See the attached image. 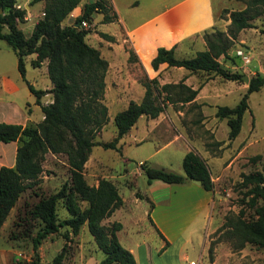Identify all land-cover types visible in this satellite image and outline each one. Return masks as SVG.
Returning a JSON list of instances; mask_svg holds the SVG:
<instances>
[{"label": "trees", "instance_id": "1", "mask_svg": "<svg viewBox=\"0 0 264 264\" xmlns=\"http://www.w3.org/2000/svg\"><path fill=\"white\" fill-rule=\"evenodd\" d=\"M32 1L35 0H29V3ZM78 1L44 0L42 15L34 20L29 34L25 35L18 26L23 20L24 8L16 6L15 0H0V38L14 52L16 68L42 112V118L36 122L21 124L0 121V141H17L14 164L0 166V226L19 195L39 182L45 152H62L66 157L69 181L63 182L54 192L40 197L28 208L29 214L38 217L41 224L31 237L32 258L26 264L39 263L37 246L40 240L56 231L58 226L65 225L75 233L84 222L97 247L104 253L97 264H135L132 253L117 239L116 231L121 227V222H101L122 203L117 187L104 176L98 177L95 184L87 183L83 175L84 162L93 145L119 148L118 139L139 115L156 116L163 109L164 101H189L194 98L198 86L191 88L181 79L159 83L155 76L148 77L144 73L138 78L143 87L140 99H129L112 116L115 126L113 137L107 141L96 140L95 135L108 119L107 107L102 101L107 60L97 47L85 40L88 29L80 26V20L99 12L100 22H107L113 20L115 14L110 12L109 0H87L82 3L74 22L62 24V19ZM263 10L264 0H246L242 8H223L228 19L226 31L217 28L204 30L205 48L196 50L190 56L179 57L174 54V45L157 46L150 64L155 69L159 63L166 62L167 65L182 66L190 72L211 71L227 79H240L242 74L227 70L218 56L225 55L236 32L251 26L250 19ZM98 34L108 40L113 37L104 31ZM127 51V60H131L135 54L131 48H127ZM29 53H34L29 61L32 66H39L42 60H46V73L51 82L48 91L52 94L51 101L47 103L39 101L45 90L35 88L24 78V56ZM261 86H264V72H256L247 78L245 90L233 105L216 106L215 115L226 120L228 139H232L240 129L249 92ZM248 159L259 160L260 167L241 172L238 184L245 189L243 195L247 196L249 205L254 206L256 216L244 219L243 211L239 209L233 216H225L219 227L234 247L242 246L245 241L264 247V202L255 205L258 198H264V151L250 155ZM181 167L183 174L139 162L147 183L152 179L167 183L193 179L203 188L212 189L207 165L195 151L189 149L183 153ZM59 200H62L68 213L61 218L56 214ZM80 201L85 204L81 206ZM147 218L150 221L148 212ZM60 256V253L55 254L51 264H59Z\"/></svg>", "mask_w": 264, "mask_h": 264}, {"label": "rangeland", "instance_id": "2", "mask_svg": "<svg viewBox=\"0 0 264 264\" xmlns=\"http://www.w3.org/2000/svg\"><path fill=\"white\" fill-rule=\"evenodd\" d=\"M85 1L87 0H79L65 15L61 23L74 22ZM112 1L121 12H125L128 22L131 23L172 0H136V6L128 5L132 0ZM15 3L16 6L23 7L25 10L23 20L18 23V26L25 35H28L34 20L42 15L44 0H35L31 3L29 0H15ZM245 4L246 0H211L217 21L216 24L205 30L217 28L226 31L228 19L227 12L223 11V8L228 10L242 8ZM100 18L101 13L93 12L89 18L85 19L87 27L84 28L88 29L85 40L89 44L99 47L97 49L101 56L111 57L121 52L120 47L106 42L105 38L101 36L102 39H98L99 41H96V38L99 36L100 30H112L114 26H117V23L116 21L101 23ZM250 22L251 26L243 27L236 32L225 55L218 56V60L227 70L238 71L242 75H246L247 78L256 72H264V10L251 18ZM116 34L118 38L116 42H122L123 47L127 49V41L122 40L124 34L118 29ZM113 39L115 38L112 37L110 40ZM237 47L243 48L250 57L247 63H244L234 53V49ZM188 52L191 53L192 50H188ZM32 56L33 54H28L25 57L26 76L29 79H32L35 72H37L36 77L39 78V70H41L30 65L29 58ZM115 59L119 61V58ZM15 63L14 52L5 40L0 38V71L7 73L9 77L16 78L15 81L23 89L24 85L18 78ZM124 66L123 63L120 66L118 62H113L110 71L111 78L113 71H125ZM127 66L129 72H132L135 77L139 78L143 75V69L139 62L132 60ZM40 67L45 70L44 63ZM194 73L193 78L196 80L194 87L198 86L194 98L185 102H162L163 109L158 114L162 117L161 121L163 122L155 124V127L165 128L166 132L185 131L189 136L197 134L210 154L219 155L221 150L217 145L212 144L214 141H211L213 131L203 127L199 120L203 117L212 120L210 118L216 116L215 109L218 104L233 105L245 90L247 81H244L242 76L240 79H227L211 71H196ZM21 93L22 90L13 92L12 95L21 99ZM141 95L142 93L133 88L124 92L108 88L103 96L108 119L95 135V139L99 141L111 139L115 134L112 120L114 112L123 108L129 97L139 100ZM115 97L119 100H114ZM158 98L160 99L161 96L159 95ZM247 104L248 106L241 117L240 129L232 138L233 142L237 143L236 148L235 144L232 145L229 141L228 152L235 148L233 153H230L224 161L221 170L217 173L212 172L213 177L218 175L217 179L214 178L212 188L215 190L211 205L213 222L212 224L206 222L200 229L197 225L191 239L184 245L186 248H178V239H174L169 244L166 252L169 259L174 262L176 258L177 262L181 264H188L189 259H193L198 264H264V247L247 241L240 247H234L230 239L222 234V229L219 227L225 216H233L239 209H242L244 219L256 216L254 206L249 205L247 196L243 195L245 189L238 184V181L241 172L260 167L259 160L251 161L248 157L264 151V86L249 92ZM34 114L36 117L40 116V106L34 110ZM146 120L149 122L150 119L143 114L137 117L136 129L133 128L137 135L145 131V125H148ZM219 120L225 127L224 131H227L228 126L225 118L219 117ZM214 131L217 136L221 135L222 130L219 127ZM127 136L120 138V145L119 142L117 143L119 148L102 147L100 144L93 145L84 162L83 175L87 183L94 184L98 177L107 176L116 185L122 203L113 210L110 216L102 218L101 222L108 224L113 220H119L124 224L121 230H117L116 235L119 243L126 248L128 240L132 243L134 241L141 242L145 248L153 249L155 260L162 261L163 256L160 257L161 250L158 248L161 243L160 236L151 226L147 214H145L147 205L149 206L148 198L144 194L148 193V185L144 173L139 168L138 159L144 160V155L154 151L152 156L146 159L147 163L183 174L180 153L184 149V145L180 140L166 142L167 139L163 140V138L132 143ZM233 155L236 156L233 157ZM41 163L43 171L39 182L32 188H26L20 194L11 215L6 219L4 230L10 236L8 238L14 250L12 259L15 264H26L32 258L31 237L41 224L38 217H32L29 214L28 208L40 197L54 192L63 182L69 181L64 153L47 151ZM263 202L264 198H258L255 205ZM84 204L85 202L80 201L81 206ZM56 214L58 218L68 215L62 200L57 202ZM207 226L211 229H205ZM202 239H204L205 246H202ZM209 246L210 251H208ZM37 252L38 264H51L52 258L57 253L61 254L59 264H97L104 255L88 232L85 222L78 227L75 233H72L65 225L58 226L56 231L47 234L40 240ZM182 253H186L187 257L182 258Z\"/></svg>", "mask_w": 264, "mask_h": 264}, {"label": "crops", "instance_id": "3", "mask_svg": "<svg viewBox=\"0 0 264 264\" xmlns=\"http://www.w3.org/2000/svg\"><path fill=\"white\" fill-rule=\"evenodd\" d=\"M135 2L137 1L132 0L128 5L134 4L133 6H136L137 3ZM109 5L110 12H114L115 17L113 20L107 22L116 21L117 26H114L112 30L100 31L112 35L115 39H105V41L120 47L121 52H118V54L112 55L111 57L103 55L107 60V68L103 77V96H105L108 88L121 92L129 91L133 88L136 91H139V93H142V85L139 83L138 78L132 75V72H129L127 66L132 60L133 62H139L141 64L143 74L145 73L148 77L155 76L159 83L177 82L181 79L183 83L194 88L196 81L193 78L195 74L194 72H190L182 66L167 65L166 62L159 63L154 69L150 64V59L154 55L157 46L169 47L174 45V54H177L176 56L179 57L190 56L196 50L205 48V41L202 32L216 24L217 21L215 13L213 12L211 0H172L167 4L156 8L151 13L135 19L131 23L128 22L125 12H121L114 1L109 0ZM117 29L124 34L122 40L127 41L128 48H131L135 54L131 60H127L128 51L123 47L122 42H116L118 39L116 36ZM98 39H102L100 35L97 36L96 41H99ZM97 48L99 49V47ZM188 50H192V52L189 53ZM185 52H187L186 55H184ZM29 54H33V56L29 58L30 61V59L34 57V53ZM27 55L28 54L24 56V68L25 57ZM115 58H119V61ZM113 62H118L120 66L123 63L126 70L113 71V77L111 78L110 71ZM42 63L45 64V70H42L40 67ZM40 65H31L32 67L41 69L39 70V78L36 77L37 72L33 74L32 79L27 78L26 68L24 71V78L35 88L47 90L39 97L40 103H47L51 101L52 94L48 91L51 87V82L46 73V60H42ZM17 75L24 85L23 89H21L20 85L15 81L16 78L9 77L7 73L0 71V121L21 124L36 122L42 118L41 110L39 117H36L34 114V110L39 107V104L35 102L34 95L28 90L26 83L20 76L18 70ZM20 90H22V96L21 99H19V97L18 100L12 95V93ZM129 99L136 100L129 97L126 102H128ZM114 100H119V98L117 99L115 97ZM146 117L150 120L149 122L146 120L148 125H145L144 132L137 135L135 131H133V128L136 129L135 120L120 138L128 135L127 137L132 143H138L143 140H154L157 138H163V140L167 139L166 142L180 140L184 145V149L180 153V158H182L183 153L189 149L195 151L205 161L212 183L214 178L217 179L218 177V175L213 177L212 172L217 173L221 170L222 164L229 157L230 153H233V150L237 145V143L235 144V142H233V139H227V131H224L225 127L217 116L210 118L212 120L203 117L199 120V123H202V126L205 128H210L211 132L213 131L211 141H214L212 144L217 145L221 150L219 155L210 154L203 146L199 137H197V134L189 136L185 131L166 132V130H164L165 128L155 127V124L163 122L161 121L162 117L159 116V114L153 117ZM218 127L222 132H220L221 135L217 136L214 129H217ZM165 134L166 136H164ZM169 134L170 136H168ZM120 138L117 143L120 141ZM229 141L232 145L235 144V148L231 152H228ZM120 143L121 142H119V145ZM16 144V140L0 141V166H12L14 164ZM153 153L154 151L149 152L143 156L144 160L139 158L138 161H144L147 163L146 159L152 156ZM236 155H233V157ZM147 164L150 165L149 163ZM96 181L97 179H95V183ZM147 185L148 193L144 194L147 196L150 205H147L145 214L148 212L151 226L154 229H157L163 237L162 238L158 234L161 242L158 248L161 250L160 257L163 256L162 261L155 260L153 249L145 248L142 246L143 244L141 242L134 241L132 243V241L128 240L126 248L132 253L135 264H181L177 262L176 258L175 262L169 259L168 253L166 252L168 246L174 239H178V248L184 249L186 248V246H184L185 243L191 239V235L196 231L197 225L200 229L206 224V222L212 224L214 216L211 213V205L215 190L205 189L197 180L193 179H186L181 183H167L160 179H152ZM19 198L20 195L15 203ZM14 205L10 208L0 226V264H15L12 259L14 250L9 241L7 231L4 230L7 223L6 219L11 215ZM195 223L197 224L194 225ZM123 227L124 224L121 222V227L118 230H121ZM208 228L211 229L209 226L205 229ZM164 239L166 240V243H164ZM202 246H205L204 239H202ZM181 257L186 258L187 254L182 253ZM190 261L193 263H190ZM188 264L198 263L193 259H189Z\"/></svg>", "mask_w": 264, "mask_h": 264}, {"label": "built area", "instance_id": "4", "mask_svg": "<svg viewBox=\"0 0 264 264\" xmlns=\"http://www.w3.org/2000/svg\"><path fill=\"white\" fill-rule=\"evenodd\" d=\"M80 26L82 27H87V22L85 19H81L80 20ZM234 53L240 57V59L244 62L247 63L250 59V57L248 56V54L245 52V50L241 47H237L234 49ZM190 263H193L192 261H190Z\"/></svg>", "mask_w": 264, "mask_h": 264}, {"label": "water", "instance_id": "5", "mask_svg": "<svg viewBox=\"0 0 264 264\" xmlns=\"http://www.w3.org/2000/svg\"><path fill=\"white\" fill-rule=\"evenodd\" d=\"M77 23H75V25H76ZM242 76V79L244 80V81H247V76L246 75H241Z\"/></svg>", "mask_w": 264, "mask_h": 264}]
</instances>
